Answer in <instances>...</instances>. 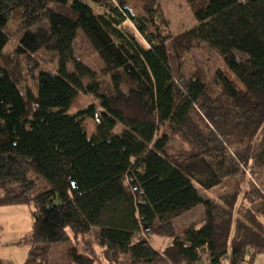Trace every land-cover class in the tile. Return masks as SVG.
Here are the masks:
<instances>
[{"label": "trees", "instance_id": "1", "mask_svg": "<svg viewBox=\"0 0 264 264\" xmlns=\"http://www.w3.org/2000/svg\"><path fill=\"white\" fill-rule=\"evenodd\" d=\"M135 1L0 0V60L16 20L17 54L35 80L24 96L16 61L0 69V206L32 208L23 264H49L54 246L95 227L102 255L76 246L68 264H255L264 254V0H186L197 26L177 37L158 0H143L142 16ZM203 46L224 60L212 79L182 70ZM40 53L56 70L41 68ZM81 95L95 101L71 113ZM176 139L184 151H173ZM220 188L221 202L202 195ZM199 207L200 224L179 230L175 220ZM152 235L172 243L158 252Z\"/></svg>", "mask_w": 264, "mask_h": 264}, {"label": "rangeland", "instance_id": "2", "mask_svg": "<svg viewBox=\"0 0 264 264\" xmlns=\"http://www.w3.org/2000/svg\"><path fill=\"white\" fill-rule=\"evenodd\" d=\"M72 1V0H71ZM89 2V0H83ZM162 13L167 19L170 27V32L173 37H177L185 32L194 29L197 26V20L195 13L189 3L186 0H158ZM90 3V2H89ZM143 0H136L132 4V11L136 16L143 15ZM97 12L101 10L94 6ZM129 25H131L128 22ZM6 31L10 34V42L4 50V58L0 60V69L8 68V65H12L13 61L18 64L17 69L24 71V77L26 79L19 90L25 96L26 88L30 87L35 90V80L32 79L26 70L28 68L27 61L23 57L17 54L20 40L23 37L24 31L20 23L16 20H12L7 25ZM77 55L84 60L92 69L96 70L97 75L100 73V61L92 49L87 47L84 42H78L76 45ZM8 58V59H7ZM41 63V68L44 70L54 71L57 68L55 58L50 54L40 53L36 56ZM183 73L189 75L193 71H202L206 73L209 79H212L214 71L217 68H223V58L214 50L208 46H203L201 49H193L183 59ZM103 79L105 77H102ZM88 84V82H87ZM94 98L88 95H81L75 101L71 113L87 108L94 102ZM84 128L88 135V138L97 137L96 122L90 118L85 119ZM173 151H184L187 147L181 140L176 139L172 143ZM225 191V190H224ZM223 188L209 193H202L205 198H214L215 201L221 202ZM4 194L0 191V197ZM240 201V198H239ZM238 201V203H239ZM252 205H250L251 207ZM254 205L253 208H255ZM204 207H199L184 216L175 220V225L179 230H182L189 225L196 223L200 224L202 217L204 216ZM32 230H33V217L32 208L28 205H4L0 206V263L8 264H23L29 255L32 247ZM99 234L100 228L95 227L89 236L78 238L77 241L69 244H62L54 246L50 252L49 264H68L66 261V253L69 249L78 247L83 251H92L96 256L102 255V248L99 246ZM149 244L158 252H162L168 246L171 245L172 240L169 238H162L156 235L146 237ZM97 264H109L103 258H100ZM164 264V263H161ZM222 264H229L228 260L222 262ZM255 264H264V254L257 257Z\"/></svg>", "mask_w": 264, "mask_h": 264}, {"label": "crops", "instance_id": "3", "mask_svg": "<svg viewBox=\"0 0 264 264\" xmlns=\"http://www.w3.org/2000/svg\"><path fill=\"white\" fill-rule=\"evenodd\" d=\"M229 262V264H230V261H228Z\"/></svg>", "mask_w": 264, "mask_h": 264}]
</instances>
